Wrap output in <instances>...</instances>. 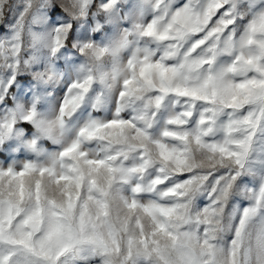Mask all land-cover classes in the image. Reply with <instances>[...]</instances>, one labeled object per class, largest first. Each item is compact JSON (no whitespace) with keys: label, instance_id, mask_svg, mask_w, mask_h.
Here are the masks:
<instances>
[{"label":"clouds","instance_id":"clouds-1","mask_svg":"<svg viewBox=\"0 0 264 264\" xmlns=\"http://www.w3.org/2000/svg\"><path fill=\"white\" fill-rule=\"evenodd\" d=\"M0 264H264V0H0Z\"/></svg>","mask_w":264,"mask_h":264}]
</instances>
